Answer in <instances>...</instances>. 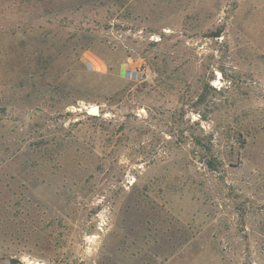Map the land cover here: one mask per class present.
<instances>
[{"label": "rangeland", "instance_id": "1", "mask_svg": "<svg viewBox=\"0 0 264 264\" xmlns=\"http://www.w3.org/2000/svg\"><path fill=\"white\" fill-rule=\"evenodd\" d=\"M0 264H264V0H0Z\"/></svg>", "mask_w": 264, "mask_h": 264}, {"label": "water", "instance_id": "2", "mask_svg": "<svg viewBox=\"0 0 264 264\" xmlns=\"http://www.w3.org/2000/svg\"><path fill=\"white\" fill-rule=\"evenodd\" d=\"M97 107H92V108H90L88 111L90 112V113H96L97 112Z\"/></svg>", "mask_w": 264, "mask_h": 264}]
</instances>
